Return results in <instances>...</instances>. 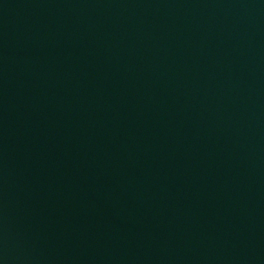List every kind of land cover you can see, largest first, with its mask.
<instances>
[{"label":"water","instance_id":"obj_1","mask_svg":"<svg viewBox=\"0 0 264 264\" xmlns=\"http://www.w3.org/2000/svg\"><path fill=\"white\" fill-rule=\"evenodd\" d=\"M0 264H264V0H0Z\"/></svg>","mask_w":264,"mask_h":264}]
</instances>
